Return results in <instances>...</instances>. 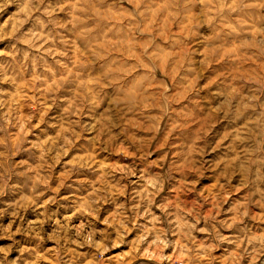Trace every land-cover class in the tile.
<instances>
[{
	"label": "clouds",
	"instance_id": "1",
	"mask_svg": "<svg viewBox=\"0 0 264 264\" xmlns=\"http://www.w3.org/2000/svg\"><path fill=\"white\" fill-rule=\"evenodd\" d=\"M0 264H264V0H0Z\"/></svg>",
	"mask_w": 264,
	"mask_h": 264
}]
</instances>
